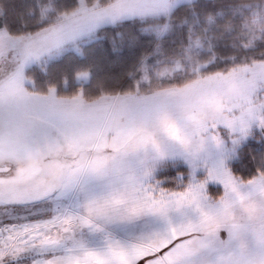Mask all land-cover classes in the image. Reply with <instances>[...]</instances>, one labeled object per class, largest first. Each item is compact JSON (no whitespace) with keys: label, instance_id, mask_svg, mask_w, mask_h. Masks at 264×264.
I'll return each instance as SVG.
<instances>
[{"label":"snow or ice","instance_id":"snow-or-ice-1","mask_svg":"<svg viewBox=\"0 0 264 264\" xmlns=\"http://www.w3.org/2000/svg\"><path fill=\"white\" fill-rule=\"evenodd\" d=\"M172 3H47L29 9L36 30L0 28V264H264V159L247 176L227 163L253 127L264 136V51L223 68L142 60L123 92L24 86L29 60ZM245 7L248 50L264 42V5ZM169 161L188 170L165 186Z\"/></svg>","mask_w":264,"mask_h":264},{"label":"trees","instance_id":"trees-1","mask_svg":"<svg viewBox=\"0 0 264 264\" xmlns=\"http://www.w3.org/2000/svg\"><path fill=\"white\" fill-rule=\"evenodd\" d=\"M53 2L59 10H68L75 6L77 0H0V28L12 33L36 30V15H29V9H36L41 4ZM264 3V0H196L176 7L168 18L157 20H126L115 26L99 30V39L82 48L81 54L68 52L59 59L53 60L44 67H33L27 70V76L34 82V91L47 92L54 85L58 96L73 95L83 89L86 96L99 95L101 90L108 92L126 91L135 87L142 72L141 61L148 60L151 66L156 61L167 58H179L183 49L190 43L188 20L209 17L217 18L216 25L223 29L233 27V32L221 34L214 27L215 45L210 56L214 58L212 67L223 68L231 64L229 57L240 60L245 55H257L264 51V42H258L255 48L242 49L239 35L242 33L244 17L235 15L236 8L247 4ZM219 15H222L218 18ZM27 21V28L22 24ZM154 23L172 25L171 33L162 38L149 33L147 28ZM87 70L90 78L86 83H78L76 72ZM151 73V71H150ZM264 159V140L256 134L241 149L239 160L232 164V171L243 176L254 172ZM186 167L168 168L161 172L160 179L165 186H172L175 178L187 172ZM210 189H215L211 187Z\"/></svg>","mask_w":264,"mask_h":264},{"label":"rangeland","instance_id":"rangeland-1","mask_svg":"<svg viewBox=\"0 0 264 264\" xmlns=\"http://www.w3.org/2000/svg\"><path fill=\"white\" fill-rule=\"evenodd\" d=\"M194 1H196V0H172V2H173L172 7L169 9L168 13L167 14H161L157 17H146V18L124 17V18L116 21L115 23H112V22L103 23L100 26H98L96 28V30L94 32H92L91 34L83 36L82 38L77 40L75 43L65 45V47L62 50H60L58 53H53L50 55L42 56L38 60H36V59L29 60L24 66V75L26 77V79L24 81L25 88H27L29 91H34V82L27 76V70L28 69L33 68V67H44L45 65H47L51 61L59 59L61 56H63L64 54H66L68 52H76L78 54H81L83 46L99 39L98 32L100 29L107 27V26H115V25H118L119 23H121L123 21L133 20V19H139L142 21L151 19V20H155L157 22V20H159L160 18H168L170 16V14L172 13V11L176 7H178L179 5L192 3ZM50 3L53 5L52 1H50ZM253 5H264V3H262V4L254 3ZM235 15H239V16L244 17V22L242 25V27H243L242 33L239 35L240 43L243 45V42H245L249 39V37L244 34V26H245L246 19L250 20L251 13L247 7L241 6V7L236 8ZM220 16H222V15H219L218 18H222ZM216 23H217V18H215V17H209V18H206L204 20H201L200 18H193V19L188 20L187 25L189 27V32L191 35L190 43L183 49V51L180 54V57L178 58V59H180V61L183 64H191V63H196V62L205 63V62L214 60V58H209L207 60L201 58L203 55L210 56L212 49L215 45L214 38H215L216 34H214V27L216 26L215 27L216 32H218L220 30L221 34H225V32H227V31L233 32L232 26L228 27V29L225 28V29L221 30V28L218 27L216 25ZM172 28H173L172 25H170L169 23H166L164 25L159 24V23H154L152 26L147 28L146 31H148L151 34H154L158 38H162L165 35L170 34ZM258 42H260V41H257L256 44ZM163 59H165V58H163ZM163 59H160V60H163ZM144 61L146 62L147 65L150 66L149 72L152 71V66L148 62V60L145 59ZM142 75H143V73H142ZM89 78H90V75H89ZM89 78L87 80L77 79V82L78 83H86L89 81ZM56 94H57V90H56ZM256 134L261 135V130L256 128V127H253L251 134L247 138H245L240 143V145H238L236 147L235 154L227 161L231 170H232V164L237 162V160H239V158H240L242 147L244 145H246L248 143V141L253 139ZM261 137L264 140V136L261 135ZM179 167H186L187 168V165L183 161H169L166 167L157 170L156 177H158V175L161 172H163L164 170H166L168 168H175L176 169ZM200 175H203V173H200ZM211 187L216 188V187H218V185L209 184V188H211Z\"/></svg>","mask_w":264,"mask_h":264}]
</instances>
